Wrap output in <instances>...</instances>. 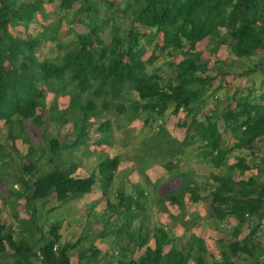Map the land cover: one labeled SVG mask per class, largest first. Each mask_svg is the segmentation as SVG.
<instances>
[{"label": "trees", "instance_id": "trees-1", "mask_svg": "<svg viewBox=\"0 0 264 264\" xmlns=\"http://www.w3.org/2000/svg\"><path fill=\"white\" fill-rule=\"evenodd\" d=\"M45 1L54 3L57 0ZM45 1L0 0V121L4 120L9 128L15 121L14 117L21 122L29 120L35 124L44 123L43 116L37 115V109L44 100L41 83L50 84L57 91L71 87V110L83 114L81 129H77V134L80 133L79 137L85 141L83 145L88 146L90 135L86 128L91 124L89 120L110 109L109 103H104L102 108L97 106L95 102L98 96L111 95L114 100H119L124 90L131 88L141 101L135 103V116L142 112L162 117L166 116L171 107L173 110L170 114L173 116L185 110L186 118L190 122L182 123L181 126L187 128L186 132L193 129L195 135L209 149L210 156H215L214 160L219 164L226 162L227 157L234 151L247 149L255 152L259 139L264 144V105L243 99L237 108L230 107L222 114L224 128L229 129L236 138V142L225 149L218 120L214 116H205L204 123L198 118L205 103L207 88L215 82L216 77L208 74L209 64L201 63L203 53L197 50V44L208 39V42L215 45L211 49L213 53L229 44L237 60L248 59L258 52H264V0H133L123 10L124 13L131 11L130 28L123 31L113 26L116 35L110 48L105 46L99 36V31H103L100 27L107 22H101L99 26L94 22L98 19L96 17L101 1L59 0L63 11L72 12L78 5L76 13L87 15L88 21L85 24L86 34H78L81 43L74 51L65 53L62 63H54L48 59L39 60L37 49L42 44V39L31 36L22 38L11 33L12 28L23 22H31L36 15L43 14ZM113 6L111 3L109 7ZM136 24L155 30V35L162 34L160 48L163 51L170 55L183 56V60L175 67V83L172 81L166 87L162 86L160 78L147 74L143 69L144 63L134 57L142 38L135 29ZM92 25L95 26L93 29ZM121 31L124 33L121 34ZM53 32L55 36L50 39L56 41L57 30ZM186 48L188 50L184 52ZM152 63L153 55L145 64L148 66ZM67 75L69 84H65ZM90 90L94 92L92 98L82 99V94ZM122 107L119 106L118 110ZM52 111L49 117L52 122L60 125L67 123L63 113L55 111L54 108ZM146 123L149 124L148 120ZM110 130V123L100 126L101 137L98 144H109ZM186 137L188 138V134ZM187 138L186 143L189 140ZM78 143H82L79 138L69 146L60 144L55 139L51 140L53 156L49 158V162L55 164L54 169L38 175L35 180L32 176L38 174L36 163L33 161L24 167V173L31 179L30 183H26L27 200L33 204L40 202L43 208L54 195L59 202L65 204L91 193L99 177L102 185H109L114 180L120 165L119 157L101 160L97 173L86 178L73 177L78 170L75 164H70L67 168L60 167L62 161L57 156L58 149L77 147ZM233 170L242 174L238 180L231 173L213 177V215L219 222L233 219L236 223L232 227L236 240L225 246L223 242H219L223 245L221 259L214 261V264H237L233 258L240 253L245 254L252 264H264L256 256V252L261 250V245L256 241V233L264 221V184L259 183L254 176L243 178L245 173L251 172L244 158L237 159ZM198 189L196 186L188 189L195 202L202 199ZM170 199L174 201L173 196ZM33 204L30 203L27 207L32 208ZM108 208L114 209L111 199L108 200ZM37 210L35 208L34 211ZM140 211L142 206L139 200L123 195L118 197L115 214L117 222L120 219L122 221L116 237L122 240L126 235L130 244L134 245L132 254L136 249H142L150 236L149 231H144L142 226L132 231V223L138 218ZM32 224L27 226L30 227L28 232L33 237L35 234ZM251 224L255 226L249 229L244 238L238 239L245 227ZM36 229L42 236L39 239L40 245L34 246L27 238L17 241L0 220V258L10 257L13 264H36V261L40 264H71L70 252L77 249L79 262L95 261L100 255V250L93 247L82 248V237L75 244H62L59 223L51 225L47 232L41 226ZM100 235L105 236L106 233L103 231ZM153 236L154 248L147 247L138 260L127 261L128 248L121 247L122 260L117 264H190L191 259L196 264H207L203 240L193 238V243L197 246L196 254L174 246L165 252L169 234L165 229L157 228Z\"/></svg>", "mask_w": 264, "mask_h": 264}, {"label": "rangeland", "instance_id": "rangeland-1", "mask_svg": "<svg viewBox=\"0 0 264 264\" xmlns=\"http://www.w3.org/2000/svg\"><path fill=\"white\" fill-rule=\"evenodd\" d=\"M132 1L98 0L100 3L96 17L98 19L94 22L98 24L96 26L101 22H107L100 27L103 31H99V36L106 47L112 46V40L116 35L113 26L123 31L130 28L131 11L124 13L123 10L131 5ZM111 3L114 5L113 8L109 7ZM49 4L45 1L43 7L51 11L53 5ZM60 6L61 2H55L52 13L38 14L31 22H23L11 29V33L17 37L31 36L42 39V44L37 49L40 61L48 59L54 63H62L65 53L74 51L81 43L78 34H86L87 15L76 13L78 5L72 12L63 11ZM91 27L93 29L95 26ZM135 29L142 38L134 57L144 63L143 69L147 74L157 75L161 85L166 87L174 81L175 67L183 60V56L170 55L163 51L160 48L163 35H155V30L139 24L135 25ZM53 30H57L56 41L50 39L55 36ZM123 31L120 33L123 34ZM214 47L215 45L208 42V39L197 44V50L203 53L201 63H208V74L216 77L215 82L207 88L205 103L198 118L204 123L205 116H214L218 120L220 130L223 132L225 149L226 146H232L236 138L229 129L224 128L222 114L230 107L237 108L243 99H248L253 104L264 105V52H258L248 59L237 60L229 44L222 46L215 53L211 51ZM187 50L188 48L184 52ZM152 55L153 63L147 66L145 62ZM65 84H69L68 75ZM41 90L44 100L42 106L37 109V115L43 116V124H35L29 120L21 122L14 117L15 121L9 128L4 120L0 121V220L17 241L27 238L31 240V245H40L39 239L42 234L36 228L41 226L47 232L51 225L59 223L62 244H75L82 237V248L93 247L100 250L98 259L90 262H79L78 249L71 251V264H117L122 260L121 247L128 248L127 261L138 260L147 247L154 248L153 233L157 228H163L169 234L165 252L174 246L196 254L197 246L193 243V238H196L204 242L207 264H214V261L221 259V246L236 240L232 230L236 223L233 219L223 222L215 219L211 196L215 184L212 177L232 173L235 179H239L242 174L237 170L232 172L226 170V167L214 160L215 156H210L209 149L199 140L193 129L186 132L187 128L181 126L182 123L190 122L186 118L185 110L174 116L170 114L173 107L162 117L142 112L135 116V103L141 101L131 88L125 89L119 100H114L111 95H99L95 102L97 106L102 108L104 103H109L110 109L89 120L91 124L86 131L90 135V141L88 146H84L85 141L79 137L80 133L77 134V129H81L83 114L71 110L70 107L72 88L57 91L52 85L41 83ZM93 93V90H90L81 97L92 98ZM119 106H123L120 111ZM53 108L63 113L66 124L60 125L50 120ZM147 120L149 124L146 123ZM105 123L111 125L108 133L109 144L100 145L97 143L101 137L99 128ZM78 138L82 143H78L77 147L58 149L57 156L60 162L62 161L60 167L67 168L70 164H75L78 170L73 177L86 178L92 173H97L101 160L119 157V169L108 189L114 209L107 207L108 196L103 195L100 177L91 194L65 204L59 202L54 195L43 208L40 202L33 204L27 200L26 183H30L31 179L24 173V167L33 161L36 163L38 174L32 176L35 180L38 175L54 169L55 164L49 162V158L53 156L50 149L51 140L55 139L60 144L69 146ZM185 138L189 139L188 143ZM254 150L255 152H250L244 149L232 156L229 155L228 163L235 164L236 156L244 158L251 172L245 173L243 178L254 176L259 183L264 184V144L261 139L257 141ZM174 152H177L175 158L171 156ZM156 161L164 167L154 165ZM184 173L188 174L189 183L181 177ZM194 186L199 188L202 197L197 202L187 190V187ZM141 192L144 193L145 199L142 198ZM117 194L132 195L145 205L144 211L133 221L132 231L142 226L144 231H149L150 236L148 243L142 249H136L134 254H132L134 245L130 244L126 235L122 240L116 237V231L122 221L120 219L117 222L115 214ZM174 194H177L175 197L177 201L167 199ZM30 203L33 204L32 208L27 207ZM35 208L38 209L36 212ZM33 215L35 216L31 219ZM28 224L33 225L32 230L35 234L33 237L28 232L30 230ZM255 224L246 226L238 239L244 238ZM103 231L106 233L105 236L100 235ZM256 238L261 245V250L256 252V256L264 263V221L256 233ZM219 242H223V245ZM233 259L237 264H252L251 260L246 259L245 254L240 253ZM35 263L40 264L37 261ZM0 264H13L12 258H0ZM190 264H196L194 259L190 260Z\"/></svg>", "mask_w": 264, "mask_h": 264}, {"label": "crops", "instance_id": "crops-1", "mask_svg": "<svg viewBox=\"0 0 264 264\" xmlns=\"http://www.w3.org/2000/svg\"><path fill=\"white\" fill-rule=\"evenodd\" d=\"M55 2H60L59 0H57V1H55ZM55 2L54 3H50L49 5H53V7H54V4H55ZM53 7H52V9H53ZM52 9H51V11H49L48 9H45V11L44 12H47V13H52L53 11H52ZM263 83H264V79H263ZM181 113V112H180ZM239 151H234L232 154H230V156H232V155H234V154H236V153H238ZM177 154V152H174V154H171V156H173L174 157V155H176ZM175 158V157H174ZM230 157L228 156L227 157V159H226V162H223L222 163V166L223 167H226V170H231V172L233 171V166L237 163V159L239 158V156H236L234 159H235V164H229L228 162H229V159ZM169 161H171V160H168V162ZM171 163H172V161H171ZM173 163L174 164H176V162L175 161H173ZM154 165H156V166H160V167H164L161 163H159V161H156V162H154L153 163ZM120 166V165H119ZM175 166V165H174ZM119 169V168H118ZM238 171V170H237ZM175 173H177V174H179V172H177V171H175ZM225 175V174H224ZM231 175H232V173H231ZM216 176V175H215ZM218 176H222V175H218ZM181 177H183V178H185L184 180H186V182L188 181V183H189V176H188V174H186V173H184ZM214 177V176H213ZM213 177H212V180H213ZM115 179V178H114ZM236 180H238V179H236ZM114 181V180H113ZM113 181L108 185V186H104V184L102 185V187H103V195H105V196H108V198H107V207H108V200L110 199V193H109V188L111 187V185H112V183H113ZM161 181H159V183H160ZM214 182V181H213ZM215 184V183H214ZM189 189V187H187V190ZM93 191V190H92ZM189 191V190H188ZM92 193V192H91ZM91 193H89V194H91ZM88 194V195H89ZM125 196V197H130V198H134L135 200H138L137 198H135V197H133L132 195H127V194H117V197H120V196ZM141 196H142V198L143 199H145V195H144V193L143 192H141ZM173 196V195H172ZM177 196V194H174V201H177L176 200V197ZM170 197H171V195L170 196H168V198L167 199H169V200H171L170 199ZM172 201V200H171ZM173 201V202H174ZM200 201V200H199ZM139 202L141 203V206H142V211H140V212H143L144 211V209H145V205H144V202H142V201H140L139 200ZM158 204H160V203H158ZM161 205V204H160ZM161 210H162V208H160ZM139 212V213H140Z\"/></svg>", "mask_w": 264, "mask_h": 264}]
</instances>
